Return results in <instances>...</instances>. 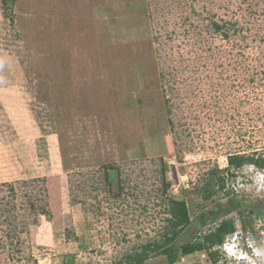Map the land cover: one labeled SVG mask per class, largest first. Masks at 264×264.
Listing matches in <instances>:
<instances>
[{
  "label": "rangeland",
  "instance_id": "1",
  "mask_svg": "<svg viewBox=\"0 0 264 264\" xmlns=\"http://www.w3.org/2000/svg\"><path fill=\"white\" fill-rule=\"evenodd\" d=\"M232 155L264 158V0H0V264H126L171 197L244 200L222 219L264 242V169Z\"/></svg>",
  "mask_w": 264,
  "mask_h": 264
},
{
  "label": "trees",
  "instance_id": "2",
  "mask_svg": "<svg viewBox=\"0 0 264 264\" xmlns=\"http://www.w3.org/2000/svg\"><path fill=\"white\" fill-rule=\"evenodd\" d=\"M8 3L10 0H4ZM14 1V0H12ZM218 28V26L216 27ZM245 164H255L264 169V158L257 159L249 156L232 155L228 158L229 167L241 168ZM217 188V190H216ZM225 188V181L213 173L210 179L198 189V195L205 201L212 199L218 191ZM167 212L170 217L167 219V226L160 241L148 242L140 247V250L126 256V264H146L152 258L164 256L170 264H175L182 257L198 252H206L210 261L214 264L218 261L219 251L215 249L221 245L225 237L235 231V222L232 219H222L233 210L243 206H250L244 200L233 198L226 205L218 204L211 212L202 211L199 216L192 219L189 208L184 200L168 198ZM221 222L209 232L202 234L200 229L206 227L211 221ZM195 228V234L190 236L189 231ZM191 232V231H190ZM181 243H178V242ZM63 264H74L72 260ZM118 264H123L122 261Z\"/></svg>",
  "mask_w": 264,
  "mask_h": 264
},
{
  "label": "clouds",
  "instance_id": "3",
  "mask_svg": "<svg viewBox=\"0 0 264 264\" xmlns=\"http://www.w3.org/2000/svg\"><path fill=\"white\" fill-rule=\"evenodd\" d=\"M237 228L239 229L228 234L224 242L217 247L238 264H264V251L261 245L264 243L263 240L254 241L251 233L245 232L242 227Z\"/></svg>",
  "mask_w": 264,
  "mask_h": 264
}]
</instances>
